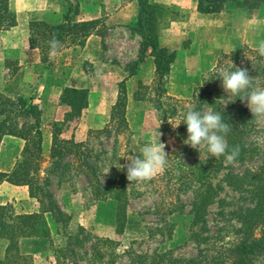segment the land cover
<instances>
[{
  "label": "rangeland",
  "instance_id": "1",
  "mask_svg": "<svg viewBox=\"0 0 264 264\" xmlns=\"http://www.w3.org/2000/svg\"><path fill=\"white\" fill-rule=\"evenodd\" d=\"M201 1L203 9L209 8L206 7L210 4L209 0H178L166 6L165 27L171 23L179 27L181 24L194 25L197 20L192 18L191 13L199 12ZM241 1V22L244 23V19L248 21L249 13L253 11L258 40L264 39V0H254L252 8H249V0ZM221 3L219 6L223 11L225 4ZM217 13L203 14L214 21ZM186 31L185 26L179 28L177 36L183 39L175 42L172 50L178 52L189 46L191 39H185ZM227 32L224 28L209 27L201 36L204 41H223L229 35ZM259 41L255 45L241 43L221 52L218 58L222 53L244 47L237 58L226 60L220 68L216 67V61L211 69L203 73L202 68L176 71L172 84L168 80L167 93L162 97L158 95L155 80L151 84L139 85L142 100L128 102L127 107L130 131L119 125L118 120L111 121L110 115L101 120L106 111L100 104V98L113 95L114 90L105 81L91 82L93 104L90 111L92 122L89 124L93 127L83 141H78L82 147L76 149L77 154L66 155L61 161L54 162L50 158V146L49 152L43 153L40 164L33 165L32 172L37 169V184L32 189L28 186L12 187V184L7 185L8 182L0 187V205L5 206L9 216L39 213L41 201L49 210L45 212L50 229L48 238H20L18 250L25 257L21 264H94L97 251L104 255V260L111 259L116 264H131L137 257L152 256L156 252L166 253L179 263L193 260L205 264L214 258L224 262L227 250L240 238L237 232L243 218L254 207L250 186L237 185L234 178L262 162L264 120H255V125L251 126L245 139L248 152L244 159L237 157L230 162L223 156H211L206 148L199 151L185 144L187 126L181 120L191 106L213 110L216 103L231 110L244 107L251 113L246 99L228 96L218 73L223 68L247 69L255 86L264 87V57L257 52ZM84 65L88 67L89 62ZM85 71L88 73L89 69L85 68ZM87 75L94 78V75ZM5 76L8 80V75ZM206 81H209V90L203 93ZM211 92V97H217L210 104L208 98ZM173 124L177 126L173 127ZM49 126L60 138L71 139L77 124L57 127L50 123ZM158 131L168 155V166L147 181L130 182L127 165L140 154L143 142L154 139L153 133ZM227 143L230 148L233 147L228 140ZM211 159L220 160L221 169L212 173L210 178H200L198 172L206 174L208 169H199L203 165L207 167ZM113 169L126 176L128 217L122 232L116 224L117 201L104 192ZM96 186L101 188L99 196L95 195ZM208 188L213 190L212 200L202 217L195 220V205L200 206ZM2 246L0 240V258L5 251ZM254 263L264 264V255Z\"/></svg>",
  "mask_w": 264,
  "mask_h": 264
},
{
  "label": "crops",
  "instance_id": "2",
  "mask_svg": "<svg viewBox=\"0 0 264 264\" xmlns=\"http://www.w3.org/2000/svg\"><path fill=\"white\" fill-rule=\"evenodd\" d=\"M153 1L165 7L178 2ZM209 2L225 4V9L217 13L214 21L206 14L193 12L192 18L197 20L194 25L181 24L179 27L178 24L171 23L165 27L163 23L160 35L162 46L174 49L175 42L183 39L177 35L179 28L184 26L187 27L185 39H191L187 48L177 52V59L171 66L168 79L170 82L178 70L183 72L186 69L194 71L196 68H202L201 73L206 72L215 65L221 52L229 51L241 43L255 45L259 41L253 11H250L248 21L244 19V23L241 22V0ZM254 3V0H249V8H252ZM71 7L78 10L77 21L103 19L105 35L101 37L94 33L86 39L83 46L67 44L58 51L49 52L47 60L43 61V52L30 45V22L44 21L50 25H58L63 22ZM9 8L15 14L16 24L0 32V96L7 95L14 102L22 97L40 107L43 153L49 152L52 145L53 131L50 130V123H62L70 111V108L61 102L65 88L89 90V107L71 134V138L78 142L83 141L89 129L93 127L89 124L92 122L90 111L93 104L91 82L105 81L114 90L113 95L107 94L100 98V104L106 111L105 116L101 117L102 120L111 116L112 108L118 99L119 83L125 78L129 103L135 100L134 95L140 84H151L155 78V62L150 55L145 58L137 73L128 77L127 67L138 59L142 41V37L133 30L139 15L136 0H9ZM209 27H218L220 30L224 28L229 35L225 36L223 41H204L201 34ZM86 61L89 62L88 67L84 65ZM195 61L198 64L194 65ZM85 68L89 69L88 73ZM87 74L94 75V78ZM5 75H8V80ZM25 145L26 141L18 136L3 138L0 145L1 172L8 173L14 169ZM7 185L11 186L8 183Z\"/></svg>",
  "mask_w": 264,
  "mask_h": 264
},
{
  "label": "trees",
  "instance_id": "3",
  "mask_svg": "<svg viewBox=\"0 0 264 264\" xmlns=\"http://www.w3.org/2000/svg\"><path fill=\"white\" fill-rule=\"evenodd\" d=\"M139 5V15L133 30L142 37L138 59L130 63L127 67L128 77L137 73L145 58L150 55L155 62L156 90L159 97L167 93V82L169 79L171 66L177 59V51L171 50L161 45L160 35L163 28L166 8L155 3L153 0H136ZM202 1L199 2L200 13L221 12L222 3H210L202 8ZM78 10L71 7L65 15L63 22L58 25H50L44 21L30 22V45L39 48L43 52V61L47 60L49 52L58 51L67 44L83 46L86 39L97 33L103 37L105 35V25L103 20L77 21ZM16 24L15 14L9 8V0H0V32ZM55 39L58 44L52 47L51 41ZM244 47H237L229 53H222L217 60V68L228 59L237 58ZM154 82V81H153ZM141 85V84H140ZM209 81L205 82L203 93L208 92ZM140 91L134 95L135 100H142ZM209 103H214L217 96L211 97ZM4 99L6 101H4ZM61 102L66 104L70 111L66 114L62 123H55L57 127L67 124H78L84 111L89 107V90L65 88L62 91ZM127 87L126 78L119 83L118 99L111 112V121L118 120L119 125L130 131L127 119ZM222 110L226 122L231 126L227 135V140L232 146H239L238 158L244 159L248 150L245 147V139L251 131V126L255 125L253 114L246 108L238 107L234 110L220 107L219 104L213 110ZM42 111L38 105H34L30 100L22 97L16 102L0 96V145L5 136H18L26 141L25 148L17 164L11 172L0 171V186L8 182L15 186H28L32 189L37 184L35 179L36 170L32 172L33 165L38 166L43 160V131L40 125ZM26 119V120H25ZM119 129H117V134ZM82 147L81 142L75 139L60 138L59 134L53 133L50 158L54 161H61L66 155L77 154L76 149ZM202 169L208 172H198L202 179L210 178V175L217 172L222 167L220 160L211 159ZM124 174H118L116 170H111L109 182L106 185L105 193L111 195L117 201L116 224L119 232L124 231L127 223V191ZM236 183L248 184L251 188L254 207L247 211L242 220V226L238 230L239 240L237 244L231 246L225 256L227 264H255L254 261L264 255V155L262 162L251 169H247L242 175L236 176ZM210 183V182H209ZM205 185V183H203ZM39 187V186H38ZM42 189V187H39ZM212 191L207 189V196H204L200 206L195 205V220L202 217L203 211L211 202ZM34 193V192H32ZM101 193V188L96 186V196ZM201 194L200 196H202ZM47 208L41 201L39 213L19 214L9 216L5 206L0 205V240L3 242L4 256L0 258V264H21L25 257L19 252L18 245L20 238H48L50 229L45 212ZM94 264H116L113 260H104V255L97 251L94 257ZM182 261V260H181ZM222 260L214 258L205 264H222ZM24 264V263H22ZM131 264H203L193 260L179 263V260L168 257L166 253H154L152 256H140L131 261Z\"/></svg>",
  "mask_w": 264,
  "mask_h": 264
},
{
  "label": "clouds",
  "instance_id": "4",
  "mask_svg": "<svg viewBox=\"0 0 264 264\" xmlns=\"http://www.w3.org/2000/svg\"><path fill=\"white\" fill-rule=\"evenodd\" d=\"M51 44L55 48L58 41L53 39ZM257 52L264 57V39L258 42ZM218 78L222 80V87L228 96L246 99L253 119L264 120V87L255 86L253 77L249 75L247 69L223 68L219 71ZM181 122L187 126L185 144L199 151L206 148L211 156L216 158L223 156L229 162L238 157L239 146L230 148L227 143L226 137L231 126L226 122L222 110L218 111L217 107L214 110H205L202 106H191L184 113ZM176 126L173 124V127ZM160 135L159 131L153 133L154 139L150 138L143 142L140 154L127 165V178L130 182L147 181L168 166V155L164 151L165 145L160 141Z\"/></svg>",
  "mask_w": 264,
  "mask_h": 264
}]
</instances>
